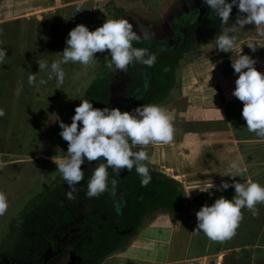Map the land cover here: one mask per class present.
I'll list each match as a JSON object with an SVG mask.
<instances>
[{
    "label": "crops",
    "instance_id": "crops-1",
    "mask_svg": "<svg viewBox=\"0 0 264 264\" xmlns=\"http://www.w3.org/2000/svg\"><path fill=\"white\" fill-rule=\"evenodd\" d=\"M159 1L0 0V48L8 50L12 43L11 51L7 52L4 62L0 64L1 96L15 97L12 98L11 110L20 111V102L29 97L28 93L33 90V102L29 104H37L36 107L44 105L46 108L52 103L54 95L56 98L62 93L64 89L61 87L64 84L57 86L54 78L40 84L41 78L47 79L43 71L37 75L36 82L30 84L29 74L39 70L37 59L49 62L59 59L55 53L65 48L70 30L79 24L87 26L90 31L95 30L104 21L101 20L104 14L101 9L108 13L111 4L114 8L120 7L123 17L135 19L140 25L142 20H147L143 18L144 15L137 13L139 11L131 10V3H139L143 7ZM181 1L185 0L175 1L177 5L171 4L170 10H176ZM9 7L10 11L5 14V8ZM146 10L144 13L148 12ZM7 15L10 16L4 19ZM164 15L163 12L160 19L162 22ZM147 27L145 30L149 34L156 30L151 32ZM219 28L235 29L231 34L237 36L236 47L231 52L219 51L198 61L187 62L175 80L177 91L173 93L177 96L174 99H163V102L169 100L162 106L171 117L174 128L172 141L167 144L135 146V149L143 148L148 153V157L159 168V173L181 185L187 201L182 210H188V215H183L186 211L181 210L177 214L179 217H169L164 213L167 211H160L163 216L147 219L137 233L130 235L125 248L113 251L99 264H264V202L256 204V215L247 208L241 209L242 219L231 238L214 241L202 232H192L197 225L196 212L202 205H211L221 196L227 199L234 196L232 187L217 190L222 180L230 182V178L223 174L231 162H237L244 169V176L235 177V180L244 182L250 177L264 185V139L258 138L246 127L241 114L243 102L232 95L238 74H234L231 66V60H235L242 49L241 54L255 59L254 66L264 73V37H258L251 24L245 25L243 29L236 25H219ZM250 37L256 41L255 51L244 46ZM9 60L14 62L10 69L7 68L9 64L5 65ZM98 62L88 66L78 62L74 65L71 62L64 64L66 81L69 82L74 74L76 78L78 75L84 76L83 73L93 70ZM70 72L75 73L70 76ZM15 81L16 86L13 85ZM18 82H21L23 90L19 97L14 93L15 88L20 87ZM5 106L9 105L0 100V107L3 109ZM34 115L32 113V118ZM189 191L190 195L186 196Z\"/></svg>",
    "mask_w": 264,
    "mask_h": 264
},
{
    "label": "rangeland",
    "instance_id": "rangeland-1",
    "mask_svg": "<svg viewBox=\"0 0 264 264\" xmlns=\"http://www.w3.org/2000/svg\"><path fill=\"white\" fill-rule=\"evenodd\" d=\"M175 1L178 0H161L158 3H149L143 7L139 3H131V10L139 11L137 13L144 15L143 18L147 20H142L140 25L139 21L136 22L135 19L130 20L127 17H123L120 13V7L119 9L114 8L113 4L109 7L111 15L106 10L101 9L102 13H104L101 20L117 19V16L118 19L127 18L133 26H136L134 30L138 29L135 31L141 34V39L146 41L149 38L143 34L147 26L149 31L156 29L154 32L151 31L154 37L171 35L174 24L173 16L177 17L184 12L188 13L200 0L181 1L176 10L173 8L170 10L169 6L171 4L174 5L175 3L177 5ZM139 8L147 9L146 11L148 12L144 13V10L141 11ZM233 8L237 9L236 12L232 11V18L230 17L228 22L220 23L222 27L229 25L234 27L237 17L242 15L236 6H233ZM5 9L7 10L4 13L8 14L10 7ZM209 10L210 7L205 8L203 6L202 17H199L198 21L191 26L184 25L183 30L187 35V39L180 50L171 54L152 52L157 57H174L175 61H179L178 66L172 73L173 80L168 85V88L164 90L162 97L156 100L148 99L147 101L144 100V97H141L140 101L133 100L135 102L130 105L127 111L131 112L137 106L143 104H158L162 106L168 103L169 100L163 102V99L169 97L174 99L177 96L173 91H177L175 80L179 78L181 67L187 65L186 63L189 61H198L211 53L219 52L214 43L216 37L224 30H221L215 21L209 19L207 16ZM170 11L171 15H169ZM163 12L165 13L164 22L160 21ZM132 13L136 14V12ZM9 14L12 15V13ZM10 15L4 16V19ZM153 25L156 26L153 27ZM11 47L12 43L9 45L7 52L11 51ZM104 52L95 54L97 61H100V63L98 62V65L93 70H86L83 73L84 76L78 75L76 78L75 72H70L69 75L74 74V76L69 82L65 78L64 85L62 84L63 87H61L64 90L56 98L54 95L52 103L46 108L44 105L36 107L37 104L35 106L29 104V102H33L32 95H34V91L31 90L27 95L30 96L25 97L24 101L20 102V111L16 109L12 111V98L15 97L1 96L0 93V100L9 105L3 109L0 107V110L3 111V115H0V192L5 194L8 203L6 211L0 215V264H39V257L44 248V246L41 248L43 240L45 241L51 237L55 240L57 247L64 248V253L51 260L49 264H95V262L84 261L76 256L77 246L81 238L87 234L85 228H83L81 234L70 237L63 245L58 240L69 224L82 223L89 214L95 213L102 216L105 213L111 214L113 210L112 202L115 198L107 195V192V194L103 192L94 197L86 195L88 178L98 162H88L85 159V163L81 165L85 177L75 186L74 199H68L66 193L72 191V189L69 188L66 181L62 178L61 173L58 170L56 171L57 166L53 159L67 155L68 142L59 135L61 131L60 121L70 124L75 107L79 105L81 100H85L87 95L90 93L93 96L99 94V97L103 99V104L101 106H93L95 108H119L121 111H124V102L136 95L137 89L132 86L128 87V84L131 83L137 87L143 73V66L133 62L127 67L125 72L115 69L114 66L108 68L104 62ZM50 54L53 55V52H50ZM13 63V61L9 60L5 62V65L9 64L7 68L10 69ZM9 72L11 73V71ZM102 73L107 79L108 90L105 89L98 92L95 88L99 85ZM16 83L17 81L13 85ZM18 83H20V87L15 88L14 93L18 94L19 97L20 94H23V90H21V82ZM65 83L68 84L66 85ZM2 94L5 93L2 92ZM36 110H39V112H35ZM28 111L32 112L29 113ZM32 113H35L34 118H32ZM31 119L32 121H30ZM133 150L139 149L134 148ZM165 158L168 159L166 156ZM98 159L103 160L105 158L101 157ZM143 163L149 169L151 182H158L162 174L159 173V168L154 165L155 163L152 162V159L149 157ZM109 169L112 170L111 168ZM112 178L113 180L115 179L112 174H109V179ZM160 211H167L164 213L169 217L178 216L177 214L181 213V210L170 211L167 208L157 206L151 213L145 214L136 227L132 228L131 231L129 230L130 234L127 238V243L131 237L130 235L137 233L147 219L163 216V214H160L163 212ZM184 211L186 212L183 215H188L189 211L182 210V212ZM45 226L46 230H44ZM44 232L46 233L45 235L42 234Z\"/></svg>",
    "mask_w": 264,
    "mask_h": 264
},
{
    "label": "clouds",
    "instance_id": "clouds-1",
    "mask_svg": "<svg viewBox=\"0 0 264 264\" xmlns=\"http://www.w3.org/2000/svg\"><path fill=\"white\" fill-rule=\"evenodd\" d=\"M222 23L229 21L233 6L239 12L235 25L243 29L251 24L255 27L258 37H264V0H202ZM235 29H225L216 37L215 47L219 51L231 52L236 47L237 36L231 34ZM144 36L148 35L145 30ZM141 34L134 30L133 24L127 18L106 19L95 30L83 24H79L70 30L65 41V48L58 53L59 59L49 62L46 59H37L38 72L28 76L30 84L36 82L37 75L43 71L47 79L41 78L40 84L55 79L57 86L62 85L65 79L64 64L69 62L88 66L97 61V52L107 51L105 64L112 68L125 72L133 62L152 66L156 61V55L146 48L134 47L132 42L139 41ZM255 51L256 41L250 37L245 45ZM242 52V49H241ZM240 54L235 60H231L234 74H238L235 80V88L232 95L243 102L242 117L246 121V127L254 132L260 139H264V73L254 66L256 60L247 54ZM7 56V49L0 48V64ZM110 58V59H109ZM215 67V65H214ZM220 112V110H219ZM221 114V112H220ZM0 115L3 111L0 110ZM222 116V114H221ZM223 117V116H222ZM58 119V117H57ZM61 131L59 135L68 142L67 155L54 160L62 178L72 191H68V199H74L75 186L84 179L85 173L81 165L97 161V166L92 170L87 181L88 197L98 196L109 187V172L135 168L141 177V185L147 186L151 182L149 169L144 161L148 160V154L141 148L134 151L136 145L167 144L172 141L174 128L167 110L158 104H143L137 106L131 112L121 111L119 108H95L89 100H81L75 107L71 123L60 121ZM105 158L99 160L98 158ZM228 176L230 182L222 180L217 190L234 188V196L227 199L223 196L215 199L214 203L202 205L196 212L197 225L192 231L202 232L211 240H225L235 234V230L242 219V208L257 214L256 204L264 202V185L252 180L250 177L244 182L235 180V177H243L244 169L235 161L231 162L228 170L223 174ZM214 185L212 183L211 188ZM116 182L113 181L111 189L114 191ZM209 191V190H201ZM190 195V191L186 196ZM8 207L7 198L0 192V215Z\"/></svg>",
    "mask_w": 264,
    "mask_h": 264
},
{
    "label": "trees",
    "instance_id": "trees-1",
    "mask_svg": "<svg viewBox=\"0 0 264 264\" xmlns=\"http://www.w3.org/2000/svg\"><path fill=\"white\" fill-rule=\"evenodd\" d=\"M215 16L212 14V19ZM216 19L213 21L216 22ZM218 19V21L221 20L220 18ZM147 43L142 40L132 42L134 47L150 48ZM178 63L179 61H175L174 57L159 56H156V61L152 66L139 63L143 66L144 73L137 87L144 96V100H156L162 97L164 90L168 88V85L173 80L172 73ZM98 84L95 88L96 91L108 90L107 79L103 73ZM107 98L108 95L105 99L106 101ZM85 100H89L93 106H101L103 104V99L99 97V94L93 96L90 93ZM108 172L115 177L114 180L113 178L109 179V183L112 184L115 181L116 188L119 191L127 192L126 204L121 214L118 215L113 209L111 214L105 213L106 221L101 219V214H89L82 223L69 224L66 229L78 227L85 228V231L87 230V234L81 238L77 246L76 256L84 261L95 262V264L101 263L103 261L102 257L126 246L127 238L130 234L129 230L131 231L132 228L136 227L145 214L151 213L157 206L167 208L170 211H180L187 202L182 193L181 185L176 180L165 175H160L161 179L158 182H150L147 186H142L141 177L137 174L135 168L131 171L126 168L120 171L108 169ZM105 194H107L106 191ZM35 227L37 228V226ZM44 228L46 230V226ZM42 234L45 235L46 233ZM49 239L43 240V245H41V248L44 246L43 251Z\"/></svg>",
    "mask_w": 264,
    "mask_h": 264
},
{
    "label": "flooded vegetation",
    "instance_id": "flooded-vegetation-1",
    "mask_svg": "<svg viewBox=\"0 0 264 264\" xmlns=\"http://www.w3.org/2000/svg\"><path fill=\"white\" fill-rule=\"evenodd\" d=\"M202 3V0H200V1H197V3L194 5V7H192L191 9H190V11L188 12V13H186V12H184V13H182L183 14V16H182V14L181 15H178L177 17H174L173 16V20H174V24H173V31H172V33H171V35H166V36H163V35H161V36H158V37H154L153 36V34H148L147 36H148V40L146 41L145 39H141L142 41H146V42H148L147 43V45L149 46L150 45V48H146V49H148L149 50V52H156V53H168V52H159V51H157L156 49H155V47L152 45V41L154 40V39H166V38H169V37H174L175 36V34H176V31H177V33H179V34H181V35H183L184 36V38H185V41H184V43H183V45L185 44V42H186V39H187V35H186V33H185V31L183 30V27H184V25H187V26H191V25H193V24H195V22L196 21H198V19H199V17H202V7L204 6L205 8L206 7H209L206 3H203V4H201ZM200 5V7H199V9H198V13L196 14V16L193 18V16H192V13H193V11L195 10V8L197 7V6H199ZM236 8H233V12L235 13L236 12ZM233 12H231V14H230V16H232V13ZM174 14V13H173ZM212 14L213 15H216V13L214 12V10H209V12L207 13V16L209 17V19H211L212 21L214 20V19H216V22L215 23H217V25H220V23L222 22L221 20L220 21H218L219 19V17L216 15L215 17H214V19H212ZM169 15H171V11H170V14ZM178 18V19H177ZM177 20V21H176ZM218 21V22H217ZM183 45L178 49V50H180L182 47H183ZM178 50H176V51H178ZM175 52V51H174ZM174 52H170L169 54H171V53H174ZM142 70H143V73H144V69L142 68ZM142 73V74H143ZM142 76V75H141ZM129 86H132L133 88H135V89H137V92H136V95H135V97H132V99H127V101H125L124 102V107H123V110L124 111H127V109H129L130 108V105L131 104H133L135 101H140L141 100V97H144L140 92H139V89L135 86V85H132L131 83H129L128 84V87ZM132 87H130V88H132ZM137 97V98H136ZM133 100H135V101H133ZM123 112V111H122ZM111 184V183H110ZM110 195V194H109ZM112 196V195H111ZM113 197V196H112ZM115 198V197H114ZM115 200H116V198H115ZM115 200L112 202V207H113V209L115 210V208H114V202H115ZM126 204V203H125ZM124 208V207H123ZM122 208V209H123ZM122 209H121V212H122ZM115 212L118 214V215H120L116 210H115ZM102 217V216H101ZM106 217V216H105ZM102 219V218H101ZM106 220H107V217H106ZM104 221V220H103ZM80 222H77V223H75V224H79ZM73 228H78V227H73ZM81 229H83V228H81ZM66 231H68V230H66ZM65 231V232H66ZM64 232V233H65ZM83 232V231H82ZM82 232H78V233H75V234H73V235H71L70 237H72V236H74V235H79V234H81ZM63 233V234H64ZM63 234L59 237V243L61 244V245H63V243L65 242V241H67L68 239H66L65 241H61V238H62V236H63ZM49 241H52L53 243H54V245H55V248L56 249H59V250H61L62 251V253H60L59 255H57L56 257H54V258H52L51 260H53V259H55V258H57V257H59L60 255H62L63 253H64V248L63 247H57L56 246V243H55V240L53 239V237H51L49 240H47V243H46V247H45V250L47 249V247H48V242ZM45 250L42 252V254L45 252ZM42 254L40 255V257H39V264H40V262H41V256H42ZM50 260V261H51ZM50 261H49V263H50ZM48 263V264H49Z\"/></svg>",
    "mask_w": 264,
    "mask_h": 264
},
{
    "label": "water",
    "instance_id": "water-1",
    "mask_svg": "<svg viewBox=\"0 0 264 264\" xmlns=\"http://www.w3.org/2000/svg\"><path fill=\"white\" fill-rule=\"evenodd\" d=\"M201 4H203V2ZM199 7H200V5L197 6L195 8V10L193 11V13H192L193 18L198 13ZM184 41H185L184 36L177 33V31H176V34L174 37H169L166 39H154L152 41V45L159 52L170 53V52H174V51L178 50L183 45ZM106 192L116 198V200L114 202V208L120 214L121 209L125 206V203H126L127 192H121L117 188H115V190L113 191L111 189L110 183H109V187L106 190ZM101 218H102V220L106 221L105 216H102ZM82 231H83V229H81V228H71L63 234L61 241L63 242L66 239H68L71 235L78 233V232H82ZM60 253H62V251L59 249H56L54 243L52 241H49L47 249L45 250V252L41 256L40 264H48L52 258L56 257Z\"/></svg>",
    "mask_w": 264,
    "mask_h": 264
}]
</instances>
